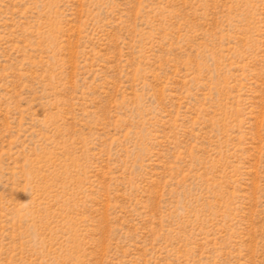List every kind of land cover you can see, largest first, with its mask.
<instances>
[{"label": "rangeland", "instance_id": "1", "mask_svg": "<svg viewBox=\"0 0 264 264\" xmlns=\"http://www.w3.org/2000/svg\"><path fill=\"white\" fill-rule=\"evenodd\" d=\"M0 264H264V0H0Z\"/></svg>", "mask_w": 264, "mask_h": 264}]
</instances>
